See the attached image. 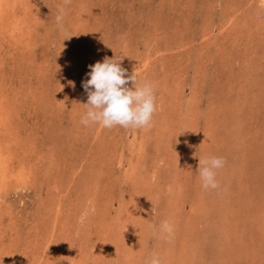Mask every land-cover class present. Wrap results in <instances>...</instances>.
Instances as JSON below:
<instances>
[{"label": "rangeland", "instance_id": "obj_1", "mask_svg": "<svg viewBox=\"0 0 264 264\" xmlns=\"http://www.w3.org/2000/svg\"><path fill=\"white\" fill-rule=\"evenodd\" d=\"M115 56L154 85L150 127L81 124L89 65ZM153 253L264 264V0H0V264Z\"/></svg>", "mask_w": 264, "mask_h": 264}, {"label": "clouds", "instance_id": "obj_2", "mask_svg": "<svg viewBox=\"0 0 264 264\" xmlns=\"http://www.w3.org/2000/svg\"><path fill=\"white\" fill-rule=\"evenodd\" d=\"M69 0H65L68 3ZM64 9L56 16L59 25ZM122 57H105L89 65L90 71L82 87L88 94L87 110L81 118V124H98L103 128L120 126L124 128H146L151 126L156 111L154 85L145 80L136 83V77L129 75L121 66ZM132 82L134 87H128ZM225 161L216 155H207L199 160L197 169L201 186L207 189L218 188L217 171L223 168ZM160 230L171 233L173 226L167 220L161 221ZM147 264H161L160 257L153 253Z\"/></svg>", "mask_w": 264, "mask_h": 264}]
</instances>
